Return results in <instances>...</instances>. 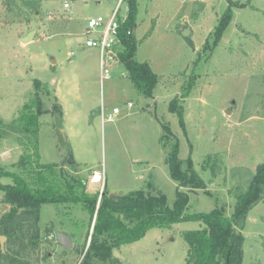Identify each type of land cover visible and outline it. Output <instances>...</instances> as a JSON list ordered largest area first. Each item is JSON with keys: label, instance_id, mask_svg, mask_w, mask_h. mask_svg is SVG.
I'll use <instances>...</instances> for the list:
<instances>
[{"label": "rangeland", "instance_id": "obj_1", "mask_svg": "<svg viewBox=\"0 0 264 264\" xmlns=\"http://www.w3.org/2000/svg\"><path fill=\"white\" fill-rule=\"evenodd\" d=\"M117 2L0 0V168L20 174L23 158L33 173L36 163L63 167L84 179L89 193L101 195L105 187L117 196L162 194L171 207L182 192L187 213L221 209L230 216L264 166V1L232 8L217 47L204 52L228 4L247 0H136L134 60L148 63L157 76L149 98L121 63L101 80L97 51L83 46L87 21L109 16ZM36 95L45 112L33 148L16 120ZM175 99L184 129L169 111ZM114 108L119 114L106 121ZM175 143L179 171L197 173L202 189L179 186L169 176L166 157ZM0 183L12 182L4 177ZM10 208L0 190V219ZM93 224L78 204L41 205L37 245L19 254L15 245L11 261L0 264H185L183 234L200 228L182 222L150 229L138 242L112 249L108 259L89 250ZM234 229L244 239L241 264H264V186ZM57 233L66 234L72 248L60 247Z\"/></svg>", "mask_w": 264, "mask_h": 264}, {"label": "trees", "instance_id": "obj_2", "mask_svg": "<svg viewBox=\"0 0 264 264\" xmlns=\"http://www.w3.org/2000/svg\"><path fill=\"white\" fill-rule=\"evenodd\" d=\"M124 1L128 15L120 27V40L123 45L120 62L127 70L135 88L144 97L149 98L156 85L157 76L148 63L134 60L137 43L133 35H127V31L136 27L137 2ZM250 2L251 0H247L245 4L234 2L228 4L204 43V52H211L217 47L231 22L232 8H245ZM169 111L177 116L179 126L184 129L183 110L177 106L176 99L170 103ZM44 112L41 100L36 95L23 107L16 120L18 131L28 136V142L33 148L37 147L39 117ZM1 125L0 120V128ZM163 128L172 135L169 127ZM177 150L175 143L166 157L169 176L179 182V186L186 187V184H189L191 188L202 189L203 181L197 173L192 171L188 177L179 171ZM68 163L75 165L71 158L68 159ZM27 165L23 158L18 162V167L22 170L20 174L0 168V180L7 177L12 182L10 185L0 183L4 199L11 206L9 212L0 219V235L7 238V247L4 252L0 250V259L6 261H11L10 255L13 251L11 248L15 245H19L17 254L37 245L41 205L78 204L82 210L88 212L91 221L94 219L89 244V250L93 254L99 253L109 259L112 249L138 242L150 229H169L172 225L182 222H198L199 229L183 234L187 245L185 264H241L244 239L241 233L235 231L234 224L246 215L256 200V193L264 186V166H260L251 182L249 192L238 199L230 216H225L221 209H213L209 213L190 214L186 212L188 197L182 192H177L171 207L166 205L165 196L162 194L157 196L134 191L117 196L109 195L104 187L102 194L99 195V192H87L84 179L67 174L63 167L36 163L33 173L27 170ZM25 175L30 177L32 175L34 178L29 180Z\"/></svg>", "mask_w": 264, "mask_h": 264}, {"label": "built area", "instance_id": "obj_3", "mask_svg": "<svg viewBox=\"0 0 264 264\" xmlns=\"http://www.w3.org/2000/svg\"><path fill=\"white\" fill-rule=\"evenodd\" d=\"M64 7L68 8L69 5L65 4ZM127 15L128 8L124 5V0H118L109 16H98L87 21L83 46L97 51L101 80L109 79L114 67L121 63L120 54L123 45L120 40V27L125 23ZM132 32L133 30L127 31V35H132ZM127 107L131 108L132 105L127 104ZM118 114L119 109L114 108L106 121L113 120Z\"/></svg>", "mask_w": 264, "mask_h": 264}, {"label": "water", "instance_id": "obj_4", "mask_svg": "<svg viewBox=\"0 0 264 264\" xmlns=\"http://www.w3.org/2000/svg\"><path fill=\"white\" fill-rule=\"evenodd\" d=\"M187 31H185L183 33V36H187ZM32 39V35H27L25 38L22 39V42L23 43H27L29 42L30 40ZM55 239H56V242L58 243V245L64 249H70L72 248V242L70 240V238L64 234V233H57L55 235ZM5 240V237L4 236H0V247L3 248V241Z\"/></svg>", "mask_w": 264, "mask_h": 264}, {"label": "bare ground", "instance_id": "obj_5", "mask_svg": "<svg viewBox=\"0 0 264 264\" xmlns=\"http://www.w3.org/2000/svg\"><path fill=\"white\" fill-rule=\"evenodd\" d=\"M93 182H95V183L98 182L97 175L93 177Z\"/></svg>", "mask_w": 264, "mask_h": 264}, {"label": "crops", "instance_id": "obj_6", "mask_svg": "<svg viewBox=\"0 0 264 264\" xmlns=\"http://www.w3.org/2000/svg\"><path fill=\"white\" fill-rule=\"evenodd\" d=\"M136 51H137V50H136ZM117 67L119 68L120 66H119V65H116L114 68H117ZM70 240H71V239H70ZM71 242H72V240H71Z\"/></svg>", "mask_w": 264, "mask_h": 264}]
</instances>
